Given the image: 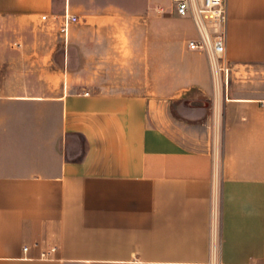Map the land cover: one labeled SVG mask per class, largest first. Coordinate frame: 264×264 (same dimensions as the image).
Masks as SVG:
<instances>
[{"label":"crops","instance_id":"0c3cea01","mask_svg":"<svg viewBox=\"0 0 264 264\" xmlns=\"http://www.w3.org/2000/svg\"><path fill=\"white\" fill-rule=\"evenodd\" d=\"M161 5L0 0V264H264V0H227L226 96Z\"/></svg>","mask_w":264,"mask_h":264},{"label":"built area","instance_id":"2783aa9c","mask_svg":"<svg viewBox=\"0 0 264 264\" xmlns=\"http://www.w3.org/2000/svg\"><path fill=\"white\" fill-rule=\"evenodd\" d=\"M170 10L179 16H190L199 33L197 39L191 40L189 46L191 49H200L207 52L212 60L215 72L222 77L225 96L228 93L230 79V64L225 58L226 51V30L219 28V24L226 22L227 0H169ZM162 7H159V10ZM208 13L213 14L215 18L214 28L210 27ZM77 21V16L65 13L60 31L68 37L70 26ZM27 250V247L24 248Z\"/></svg>","mask_w":264,"mask_h":264},{"label":"rangeland","instance_id":"374dc122","mask_svg":"<svg viewBox=\"0 0 264 264\" xmlns=\"http://www.w3.org/2000/svg\"><path fill=\"white\" fill-rule=\"evenodd\" d=\"M161 7H162V10L160 9V12H164V13H171L172 12L169 7H166V6H163V5H161ZM208 19H209L210 27L214 28V26L216 24L214 15L208 13ZM187 103H189V102H184V104H186V105H187ZM176 107L177 108H175V109H176V111L178 113V111H179V108H178L179 104L178 103H177ZM74 140L78 143V154H80L81 150H82V146H83V140H82V138H79V137H75Z\"/></svg>","mask_w":264,"mask_h":264}]
</instances>
